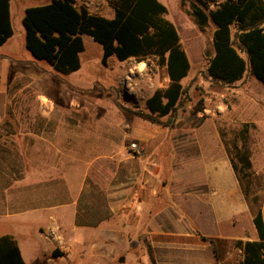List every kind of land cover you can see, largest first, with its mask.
I'll return each mask as SVG.
<instances>
[{
    "label": "crops",
    "instance_id": "crops-1",
    "mask_svg": "<svg viewBox=\"0 0 264 264\" xmlns=\"http://www.w3.org/2000/svg\"><path fill=\"white\" fill-rule=\"evenodd\" d=\"M202 96L195 119H183L180 109L167 125L150 122L139 130L113 124L107 140L135 137L143 148L140 155L88 141L91 132L80 119H62L61 134L54 129L46 136L32 133L29 166L22 160L13 168L15 178L0 167V237H13L24 264H74L81 256L87 258L84 264H127L134 249L150 264H219L200 236L256 240L255 209L220 137L225 108L208 103L211 97L227 98L234 103V116L248 113L240 124L255 126L256 117L263 120L264 97L257 99L245 86L223 84ZM210 111L218 119L203 116ZM209 123L218 140L215 152L202 138ZM5 151L2 145L0 155ZM260 209L264 222L261 204ZM234 228L242 233L231 236ZM21 247L28 249L27 259ZM54 250L61 256L52 257ZM131 262L140 264L137 256Z\"/></svg>",
    "mask_w": 264,
    "mask_h": 264
},
{
    "label": "rangeland",
    "instance_id": "rangeland-1",
    "mask_svg": "<svg viewBox=\"0 0 264 264\" xmlns=\"http://www.w3.org/2000/svg\"><path fill=\"white\" fill-rule=\"evenodd\" d=\"M159 1L167 8L165 18L178 29L181 46L190 64L189 72L182 81V85L188 88V96L186 103L180 108L181 116L185 120L188 117L195 119L194 108L203 101L205 91H212L220 86L206 74L207 59L213 53L212 35L215 26L209 21L203 31L197 28L191 15L192 0ZM216 1L218 3L222 0ZM47 2L48 0H10L13 36L0 46V147L5 145L6 150L0 155V167L6 166L11 170V178H15L16 174L13 168L22 160L26 165L30 164L28 156L32 133L46 136L54 129L56 134H61L62 119L86 121L84 125L91 132L86 134L88 141L97 144L101 142L104 149L109 147L113 151L122 150L123 153L132 154L129 150L130 143L135 141L141 145L135 137L111 136L107 140L106 135L110 134L111 126L119 122L142 130L144 125L150 123L146 118L145 99L151 92L168 83L164 70L158 68L153 59H149L148 63L133 59L120 62L115 57H110L105 65L102 64V47L88 36L83 37L84 51L79 54L80 68L75 72L59 74L48 63L34 59L24 46L21 20L26 8L41 6ZM75 3L78 8L85 7L90 13L107 18L113 15L106 0H75ZM217 3L210 4L209 9H214ZM16 11L19 14L22 11L20 16L16 15ZM208 80L211 84H208ZM234 85L245 86L257 99L264 97L261 83L248 72ZM217 104H222L225 108V115L220 117L224 119L220 132L223 133L224 140L230 141L234 138V132L241 127L240 122L248 118L245 117L248 113L234 116V103L227 98L220 101L211 97L208 107L215 108ZM242 110L246 111L243 107ZM203 116L214 119L219 117L211 111ZM256 118L255 126L249 131V147L253 173L257 178L254 175L251 177L249 199L251 201L254 194L259 197L258 203L264 206V114L262 121L258 119L259 116ZM161 120L164 122L166 118ZM203 130L205 144L211 152H215L218 140L212 123ZM20 154L25 156L20 157ZM122 171L125 170L118 169L119 173ZM239 233H242V229L234 228L231 236ZM21 248L27 259L28 249ZM217 248L219 264H235L240 261L241 252L234 246V241L217 242ZM128 252L127 264H132V256H137L140 264H150L147 255L144 257L135 249ZM124 255L117 254L116 257ZM86 259L81 256V260L76 259L73 263L84 264Z\"/></svg>",
    "mask_w": 264,
    "mask_h": 264
},
{
    "label": "trees",
    "instance_id": "trees-1",
    "mask_svg": "<svg viewBox=\"0 0 264 264\" xmlns=\"http://www.w3.org/2000/svg\"><path fill=\"white\" fill-rule=\"evenodd\" d=\"M113 15L107 18L77 7L75 0H49L45 5L24 10L22 26L24 46L31 56L51 65L59 74L67 75L80 68L79 54L84 51L83 36L102 47V64L110 57L123 62L133 59L154 64L164 70L168 83L157 89L145 101L146 118L167 125L184 106L188 88L181 81L190 64L180 43L176 26L165 18L166 6L159 0H106ZM192 0L191 15L200 31L211 21L212 56L207 59V77L218 84L232 86L245 73L261 83L264 90V0ZM13 35L10 0H0V46ZM202 110L201 102L194 112ZM161 118H166L162 121ZM254 126L244 123L234 132V138L222 144L250 207L255 209L252 224L256 240H235L241 259L235 264H264V222L258 203L251 196L249 131ZM208 243L219 262L218 240L201 237ZM53 257L61 256L57 251ZM0 264H24L20 250L10 235L0 237Z\"/></svg>",
    "mask_w": 264,
    "mask_h": 264
},
{
    "label": "built area",
    "instance_id": "built-area-1",
    "mask_svg": "<svg viewBox=\"0 0 264 264\" xmlns=\"http://www.w3.org/2000/svg\"><path fill=\"white\" fill-rule=\"evenodd\" d=\"M129 150L134 155H140L143 152L142 146L139 145V143H137L135 141L130 143Z\"/></svg>",
    "mask_w": 264,
    "mask_h": 264
}]
</instances>
